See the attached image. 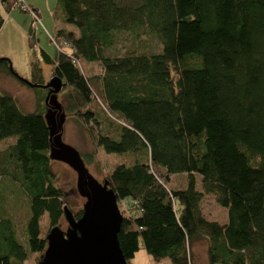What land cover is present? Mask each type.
Instances as JSON below:
<instances>
[{"label": "trees", "instance_id": "16d2710c", "mask_svg": "<svg viewBox=\"0 0 264 264\" xmlns=\"http://www.w3.org/2000/svg\"><path fill=\"white\" fill-rule=\"evenodd\" d=\"M16 3L1 0L0 9L20 10ZM54 17L67 28L52 38L69 46L56 48L55 59L40 49L39 58L29 28L34 86L0 57V73L43 89L27 113L0 91V264L28 256L10 194L26 205L25 242L41 256V216L48 234L67 206L50 167L40 60L62 80V111L75 114L104 152L131 157L103 179L122 214L118 242L127 264L140 243L155 261L192 264L191 246L200 240L208 264H264V0H57ZM123 33L153 34L160 50L134 44L118 53ZM82 61L98 62L101 71L84 73ZM178 173L185 187L169 188ZM204 194L226 209L225 223L202 215Z\"/></svg>", "mask_w": 264, "mask_h": 264}, {"label": "rangeland", "instance_id": "374dc122", "mask_svg": "<svg viewBox=\"0 0 264 264\" xmlns=\"http://www.w3.org/2000/svg\"><path fill=\"white\" fill-rule=\"evenodd\" d=\"M2 15L7 16V12L3 8L0 9ZM28 14L27 12H25ZM29 15V14H28ZM51 20V18H50ZM53 21V19H52ZM61 25H63L61 23ZM68 27H72L68 25ZM37 28V29H36ZM35 43L39 47H42L49 55L55 59L58 50L56 49L53 41H51V30L48 33L46 30L47 25L40 21L35 26ZM34 32V31H33ZM34 36V33H33ZM26 36V43H27ZM29 40V39H28ZM140 45L143 46L145 51H159L160 43L157 37L153 34L143 35L140 38L134 39L130 34L123 33L120 36L119 41L116 44V51L118 53L123 52L126 47L131 45ZM140 48V47H139ZM141 49V48H140ZM37 57L40 58V52H37ZM3 57V56H0ZM10 58V57H9ZM11 62L12 59L10 58ZM12 67L14 68L13 64ZM81 67L86 74L99 73L101 71V65L98 62L87 63L85 61L81 62ZM20 71H23L20 68ZM47 66L44 67L45 72L47 71ZM20 77L25 80H29L30 76H23L17 70H15ZM51 71V69H50ZM51 75V74H50ZM49 75V79L52 77ZM6 75L0 73V83L2 84V78ZM48 79V80H49ZM47 80V81H48ZM0 84V91L9 93L12 95L16 101L19 109L24 112H33L37 109L35 102V91L40 92L42 88H37L35 91L24 85H21L13 77H9L6 81V87L2 88ZM57 100L65 107L66 103L63 100V93H57ZM64 113V122L61 127L62 140L73 146L81 155V158L89 171L98 181H103L104 174L108 170H111L113 165L121 161L129 162L130 158L128 155L122 156L121 154L116 153H106L100 147H97L93 141L90 132L86 127L81 125L77 121V116L68 111H63ZM6 144V141L0 142V148ZM50 167L55 174V185L62 189L64 194V202L71 209V211L77 212L82 209L85 198L82 197L76 188V172L65 162L51 159ZM196 176V187H200V176ZM186 175L184 173H178L171 177L168 187L171 189H182L186 185ZM9 195L8 207L11 210V214L14 215L13 218L19 220V224L16 226V234L18 240L24 245L28 251V256L23 262H18L14 258L11 259L12 264H37L41 259V254L37 252L29 251L27 243L25 242V237L23 233V222L28 212L26 213V205L22 201H13ZM13 199V198H12ZM200 210L202 215L208 220H215L220 223H224L227 219V211L225 208L221 207L215 200L212 194H204L202 201L200 203ZM40 226V237L46 238L49 226L47 223V215L43 214L39 222ZM67 226V222L64 217L60 219L59 228L64 230ZM43 255V254H42ZM190 258L192 264H208L207 259V242L205 240H200L195 242L191 246ZM134 264H172L169 258H162L158 261H155L150 257L145 249L143 248L142 243L139 244V249L136 251L134 257L131 259Z\"/></svg>", "mask_w": 264, "mask_h": 264}, {"label": "water", "instance_id": "95a60500", "mask_svg": "<svg viewBox=\"0 0 264 264\" xmlns=\"http://www.w3.org/2000/svg\"><path fill=\"white\" fill-rule=\"evenodd\" d=\"M25 82L34 86L28 80ZM39 86L49 89L45 102L58 116L53 123L49 113H45L51 143L49 156L65 162L76 172V188L85 201L77 219L69 207H63L67 227L65 230L54 227L49 231L38 264H127L118 242L122 214L113 190L107 181H98L90 174L80 153L62 140L65 118L56 98L62 80L54 75Z\"/></svg>", "mask_w": 264, "mask_h": 264}, {"label": "crops", "instance_id": "0c3cea01", "mask_svg": "<svg viewBox=\"0 0 264 264\" xmlns=\"http://www.w3.org/2000/svg\"><path fill=\"white\" fill-rule=\"evenodd\" d=\"M23 2L37 11L40 21H43L47 25L46 30H48V33L50 30L53 32L56 28L64 26L61 25V22L54 17L57 0H23ZM30 21V15L14 8L7 12V16L4 17V22L0 27V56L10 57L12 59L14 70H17V72L25 77L30 76V61L32 59V53L28 47V37L26 43V36H28ZM36 29L33 30L34 39ZM40 49L44 50L42 47H39L38 49L36 44V53L39 52ZM47 54L49 55V53ZM40 66L44 82H46L49 79L52 65L40 60ZM45 66H47L46 72L44 70ZM20 68H22L23 71H20ZM9 77L10 76H5L1 80L2 84H0L3 90L6 87L5 83Z\"/></svg>", "mask_w": 264, "mask_h": 264}, {"label": "built area", "instance_id": "2783aa9c", "mask_svg": "<svg viewBox=\"0 0 264 264\" xmlns=\"http://www.w3.org/2000/svg\"><path fill=\"white\" fill-rule=\"evenodd\" d=\"M16 6L22 10L23 12H27L30 17H31V21H30V27L32 29V31L35 29V26L40 23V18L38 16V13L36 10H34L32 7L26 5L23 0H17ZM51 41H53L54 45L56 48H60L61 46L63 47H68L69 44L65 41H62V45L58 44L51 36ZM34 49L36 50V46L34 47Z\"/></svg>", "mask_w": 264, "mask_h": 264}, {"label": "flooded vegetation", "instance_id": "af4514ba", "mask_svg": "<svg viewBox=\"0 0 264 264\" xmlns=\"http://www.w3.org/2000/svg\"><path fill=\"white\" fill-rule=\"evenodd\" d=\"M46 112H48L49 113V115H50V117H51V121L53 122V123H55L57 120H58V116H57V114H56V112L54 111V110H52L51 108H50V106L49 105H47V108H46ZM60 115V114H59ZM75 213V212H74ZM75 217V219H77L78 217H80V216H74ZM67 227V226H66ZM66 227H65V229H66ZM64 229V230H65ZM62 230V229H61Z\"/></svg>", "mask_w": 264, "mask_h": 264}]
</instances>
